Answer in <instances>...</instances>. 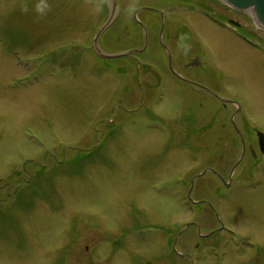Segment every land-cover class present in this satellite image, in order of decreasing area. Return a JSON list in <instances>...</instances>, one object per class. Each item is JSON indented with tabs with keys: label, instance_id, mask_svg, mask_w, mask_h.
Returning <instances> with one entry per match:
<instances>
[{
	"label": "rangeland",
	"instance_id": "374dc122",
	"mask_svg": "<svg viewBox=\"0 0 264 264\" xmlns=\"http://www.w3.org/2000/svg\"><path fill=\"white\" fill-rule=\"evenodd\" d=\"M147 3L118 0L105 53L142 45ZM197 3L149 74L96 52L111 0H0V264H264V30Z\"/></svg>",
	"mask_w": 264,
	"mask_h": 264
},
{
	"label": "flooded vegetation",
	"instance_id": "af4514ba",
	"mask_svg": "<svg viewBox=\"0 0 264 264\" xmlns=\"http://www.w3.org/2000/svg\"><path fill=\"white\" fill-rule=\"evenodd\" d=\"M151 1L153 3H151V4L147 3V4H145L147 6H141L138 8V9L142 8L144 11L151 12V14H152L150 16V19L146 20L144 22V24L147 28V46H146L144 51L133 53L131 56H128V57H129V61L134 62V65L137 63L143 64L145 67L148 68L149 74H155V70L153 68V65H152V63H150L151 61L146 60L147 55L144 56V54H148L152 44L156 43V41H157L156 38L152 37L153 27L155 26V27H157V30L161 31L162 26H163V33L162 34H164V32L167 33L168 40L172 43H173L175 31L177 32V34H176V40L177 41H178V36H179L178 33L179 32H181V35H183V36L186 35L189 38L190 37L189 29H187L186 27H183V26H181V29L178 28V23H180L182 21L180 18V15L179 16L177 15L174 17L170 16L167 13V9L173 10V12H175L174 10H178V9L184 10V8L187 9L190 7H188L189 5L186 4V3H188V0H151ZM176 2H178V3L176 4ZM197 4L200 5L199 1ZM185 5H187V6H185ZM150 8L155 9V10H150ZM222 10H223V12L221 14H219L218 18L220 20L224 21V23H226L227 26L233 27L234 30H236V31H241L240 34L243 33V35H247L249 37H250V35H252V32L247 30L245 25H242L241 23L236 22L233 19L234 17H237V16H240V17L243 16L244 13L238 12V11L231 9L229 7H226V6H223ZM220 15H223V16H220ZM163 17H165L164 21H162ZM163 23H164V25H163ZM173 27H174V29H173ZM117 41H119V38L115 37L113 39V42L116 43ZM101 43H102L103 48L105 50H110V48L106 45L105 40H103V37L101 39ZM143 46H144V43H142V45L132 46L129 49L128 48L127 49H128V51H133V50H137V49H142ZM163 50L167 54V50L166 49H163ZM186 53H185L186 55L184 56L186 58V60L183 59V52L180 53V58H178L177 60H175L174 55L169 56V59H167V66H169L168 70L172 74L171 76H172L174 83H176L178 81L184 82L182 77L186 78L185 77L186 74H190V72H192L194 70H200L204 66L202 58L198 54L190 55L189 50L186 51ZM147 83H149V81ZM150 87H151V85H150ZM150 87H149V89H150ZM258 133H260V130L254 129L255 138H258ZM241 138H243V137H241ZM257 147H258L259 152H260V160H261L264 157V149H262L259 145V138L257 139ZM241 149H242V147H241Z\"/></svg>",
	"mask_w": 264,
	"mask_h": 264
},
{
	"label": "water",
	"instance_id": "95a60500",
	"mask_svg": "<svg viewBox=\"0 0 264 264\" xmlns=\"http://www.w3.org/2000/svg\"><path fill=\"white\" fill-rule=\"evenodd\" d=\"M190 1H197V0H190ZM227 6L231 7L232 9L248 13L249 11L253 14L254 18L256 19L257 23L260 27L264 30V0H222ZM112 6L110 7L109 16L103 27L97 32L95 36V50L104 59H116L125 56H131L133 53L142 52L145 50L147 46V28L144 24H140L143 29V37H144V46L142 49H137L133 51H128L125 53L120 54H110L105 53L101 46H100V38L105 33V31L114 23L116 17L118 16L119 12V5L117 0H111ZM249 12V13H250ZM163 30V26H162ZM259 138V145L262 149H264V134L258 133ZM175 246V245H174Z\"/></svg>",
	"mask_w": 264,
	"mask_h": 264
}]
</instances>
